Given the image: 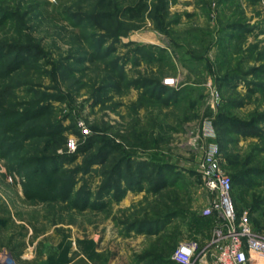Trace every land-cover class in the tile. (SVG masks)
Instances as JSON below:
<instances>
[{
  "label": "rangeland",
  "instance_id": "374dc122",
  "mask_svg": "<svg viewBox=\"0 0 264 264\" xmlns=\"http://www.w3.org/2000/svg\"><path fill=\"white\" fill-rule=\"evenodd\" d=\"M209 144L264 236V0H0V264H170Z\"/></svg>",
  "mask_w": 264,
  "mask_h": 264
},
{
  "label": "built area",
  "instance_id": "2783aa9c",
  "mask_svg": "<svg viewBox=\"0 0 264 264\" xmlns=\"http://www.w3.org/2000/svg\"><path fill=\"white\" fill-rule=\"evenodd\" d=\"M207 128V127H206ZM212 134L208 125L204 135ZM218 147L209 144L202 178L211 200L201 215L212 222L204 238L181 243L170 255L175 264H264V236L252 229L247 212L238 214L232 199L231 177L217 165Z\"/></svg>",
  "mask_w": 264,
  "mask_h": 264
},
{
  "label": "trees",
  "instance_id": "16d2710c",
  "mask_svg": "<svg viewBox=\"0 0 264 264\" xmlns=\"http://www.w3.org/2000/svg\"><path fill=\"white\" fill-rule=\"evenodd\" d=\"M230 177H231V180H232V186H233V179H232V176L231 175H229ZM232 189H233V187H232ZM233 199V198H232ZM234 201V200H233ZM234 205H235V202H234ZM239 214V213H238ZM170 264H175V263H172L171 261L169 262Z\"/></svg>",
  "mask_w": 264,
  "mask_h": 264
},
{
  "label": "crops",
  "instance_id": "0c3cea01",
  "mask_svg": "<svg viewBox=\"0 0 264 264\" xmlns=\"http://www.w3.org/2000/svg\"><path fill=\"white\" fill-rule=\"evenodd\" d=\"M244 211L247 212L246 210H244ZM248 217H249V221H250V216L248 215ZM250 224H251V221H250ZM251 226H252V224H251ZM252 229H253V226H252ZM253 231H254V229H253Z\"/></svg>",
  "mask_w": 264,
  "mask_h": 264
}]
</instances>
